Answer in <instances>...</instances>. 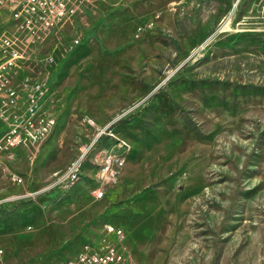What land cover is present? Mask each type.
Returning a JSON list of instances; mask_svg holds the SVG:
<instances>
[{"label":"rangeland","instance_id":"374dc122","mask_svg":"<svg viewBox=\"0 0 264 264\" xmlns=\"http://www.w3.org/2000/svg\"><path fill=\"white\" fill-rule=\"evenodd\" d=\"M53 34L13 77L46 96L0 117V140L34 130L0 148L7 263L110 241L125 264H264V0H100ZM110 155L123 163L97 199Z\"/></svg>","mask_w":264,"mask_h":264},{"label":"built area","instance_id":"2783aa9c","mask_svg":"<svg viewBox=\"0 0 264 264\" xmlns=\"http://www.w3.org/2000/svg\"><path fill=\"white\" fill-rule=\"evenodd\" d=\"M100 0H0L1 11L9 12L8 26L0 33V117L11 120L17 111H30L34 114L35 106L46 96L41 84L22 85L13 82L14 73L19 60L33 55L37 43L47 41L53 33L83 10L88 4ZM11 108H14L15 112ZM32 121H30L31 123ZM23 133L20 124L12 125L4 132L0 140V148H9L25 140L28 135L34 136L32 124ZM4 140V143H2ZM86 151L68 167L58 181L75 182L84 164ZM123 163L121 156H112L101 161L99 183L93 190L95 198L100 199L109 185L118 177L119 167ZM15 179L22 181V177ZM42 189L25 193L23 196L35 195ZM107 230L119 237L125 235L123 227L110 223ZM0 248V264H8L2 257ZM127 256L117 244L106 242L102 244L86 243L84 247L71 257L58 264H125ZM136 264V263H131Z\"/></svg>","mask_w":264,"mask_h":264},{"label":"crops","instance_id":"0c3cea01","mask_svg":"<svg viewBox=\"0 0 264 264\" xmlns=\"http://www.w3.org/2000/svg\"><path fill=\"white\" fill-rule=\"evenodd\" d=\"M69 21H73V19H71V20H69ZM53 35H55V34H53Z\"/></svg>","mask_w":264,"mask_h":264}]
</instances>
